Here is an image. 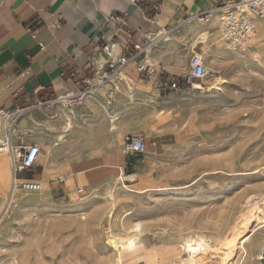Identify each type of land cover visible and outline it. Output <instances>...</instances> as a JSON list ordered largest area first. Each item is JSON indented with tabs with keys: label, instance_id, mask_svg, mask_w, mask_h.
I'll list each match as a JSON object with an SVG mask.
<instances>
[{
	"label": "rangeland",
	"instance_id": "obj_1",
	"mask_svg": "<svg viewBox=\"0 0 264 264\" xmlns=\"http://www.w3.org/2000/svg\"><path fill=\"white\" fill-rule=\"evenodd\" d=\"M260 21L243 51L226 49L217 27L198 35L160 34L151 49L152 61L163 72L155 79L154 98L136 94L124 81H111L74 111H32L37 122L12 137L40 148L35 168L21 175L42 183L43 189L16 191L7 204L9 165L0 154L6 169L0 172V264H115L117 255L121 264H189L185 240L197 235L210 245L203 264H264V204L257 202L264 194V19ZM193 52L203 57L211 75L193 80L195 89L161 87L166 74L188 73ZM167 110L187 124L185 142L131 155L138 162L135 168L98 165L104 146L133 129L153 131L148 127L153 115L169 116L166 130H177ZM100 138L105 143L96 141ZM61 176H66L64 184L53 181ZM123 183L141 192L127 191ZM254 202L259 212L243 219ZM233 229L243 237H235L224 258L223 242ZM126 240L131 243L118 254Z\"/></svg>",
	"mask_w": 264,
	"mask_h": 264
},
{
	"label": "crops",
	"instance_id": "obj_2",
	"mask_svg": "<svg viewBox=\"0 0 264 264\" xmlns=\"http://www.w3.org/2000/svg\"><path fill=\"white\" fill-rule=\"evenodd\" d=\"M217 2L218 0H159L160 9L147 18L141 10L143 2L131 3L129 0H0V109H13L17 105H23L25 97L34 96V90L39 87H44V95H63L73 91V82L66 81L64 75H72L74 80L91 76L93 70L89 68L88 57L93 58L95 65L103 62L99 46L105 41H116L115 52L119 53L121 42L113 37L117 29L124 27L119 21H109V16L120 17L138 39H141L142 32L147 31H185L197 34L206 27L218 28L214 17L209 22L194 19L213 9ZM28 29L34 30V34ZM154 60L155 58L153 62L162 72L158 62ZM121 75L122 81H125L123 85L133 86L136 94H147L153 98L157 96L156 78H143L134 64L126 65ZM103 88L98 92H103ZM78 108L80 107L73 111ZM167 111L173 119L172 124L177 125V130H166L169 116L164 114L151 117L148 127L153 131L148 134L136 129L129 131L130 134L143 138L144 153L159 152L165 144H180L188 137L187 124L182 125L178 114ZM36 114L31 111L23 115L15 124L14 135L17 129H26L36 123ZM2 135L3 120L0 119V137ZM122 139L120 137L109 146H104L97 156L99 166H137V159L122 153ZM96 141L105 143L102 138ZM12 143L22 145L13 137ZM38 159L39 156L37 161ZM0 161L5 159L1 158ZM4 171L6 169L0 167V172ZM23 174L21 177L27 178ZM2 177L0 173V180Z\"/></svg>",
	"mask_w": 264,
	"mask_h": 264
},
{
	"label": "built area",
	"instance_id": "obj_3",
	"mask_svg": "<svg viewBox=\"0 0 264 264\" xmlns=\"http://www.w3.org/2000/svg\"><path fill=\"white\" fill-rule=\"evenodd\" d=\"M131 3H141V10L149 18L151 14L160 9L159 0H129ZM214 17L218 23V31L224 46L228 50L243 51L246 49L255 33L259 21L264 19V0H218L213 9L206 14L194 17L199 22H209ZM109 21H119L124 27L117 29L113 39L121 42L120 52H115L116 41H105L99 46L103 54V62L95 65L92 57H88V65L93 74L74 80L72 75H64L65 80L73 82L74 90L63 95H44V87L34 90V96H27L23 105L13 109H0V119L3 120L4 138L0 142V154L8 159L10 181L9 192L13 191H39L42 183L34 179L22 178L21 173L35 168L40 154L35 144L29 146L14 145L11 139V127L26 113L34 110L61 108L72 111L76 107L85 105L87 98L94 94L98 88L111 82L116 75H121L123 68L134 64L137 72L145 79L150 80L160 75L156 64L151 58V49L157 38L165 32H142L141 39L136 38L135 32L117 16H109ZM31 34L34 30L28 29ZM210 69L202 57L193 53L188 61V73L180 75L168 73L160 80V86L173 91L180 90L184 85L188 89H195L193 80H202L210 76ZM122 153L125 156L139 155L145 152L144 140L141 136L125 134L122 139ZM58 184L66 182V176L55 179ZM82 192V187H77Z\"/></svg>",
	"mask_w": 264,
	"mask_h": 264
},
{
	"label": "bare ground",
	"instance_id": "obj_4",
	"mask_svg": "<svg viewBox=\"0 0 264 264\" xmlns=\"http://www.w3.org/2000/svg\"><path fill=\"white\" fill-rule=\"evenodd\" d=\"M261 22V21H260ZM259 22V23H260ZM262 24V23H261ZM260 25V24H259ZM259 27V26H258ZM262 27V26H261ZM260 27V28H261ZM260 28H259V30H260ZM255 34L256 33H254V35L252 36V38H251V40L254 38V36H255ZM257 35V34H256ZM253 41V40H252ZM155 46V45H154ZM202 59H203V57H202ZM123 79H122V75H116L115 77H113L112 79H111V81L112 82H114V81H117V82H119V81H122ZM125 82V81H124ZM116 84H118V83H116ZM116 86V85H115ZM116 89H119V87L118 86H116ZM70 124V123H69ZM68 125V124H67ZM13 134H14V127L12 128L11 127V137L13 136ZM12 139V138H11ZM0 167H3V166H1L0 165ZM121 171V170H120ZM9 176H10V174H9ZM128 177V179L131 181V180H133V175H129V176H127ZM123 187L127 190V191H132V192H141V190L140 189H131V188H128V186H126L124 183H123ZM42 189H43V184H42ZM42 189L41 190H39V191H42ZM15 192L16 191H13V192H10V195H9V197H8V199H7V204H9V202L11 201V200H13V198L15 197ZM36 192H38V191H36ZM257 202L259 203V202H262L263 204H264V194H261L259 197H257ZM257 202L255 203L254 202V204L256 205L255 206V208H253V209H250V210H248V215H246V216H244V218L243 219H245V218H251L252 217V215H254V214H256V211H258V209H259V205L257 204ZM259 212V211H258ZM264 212V211H263ZM246 213V214H247ZM259 215V214H258ZM264 215V214H263ZM264 217V216H263ZM259 218V217H258ZM245 220H247V219H245ZM245 220H243L244 222H242V224L244 223V224H247V223H245L246 221ZM249 221V220H248ZM244 226V225H243ZM248 226V225H247ZM237 229V228H236ZM131 230V229H130ZM242 230V229H241ZM235 231V229H233L232 231H231V233H229L227 236H225V239H224V242H223V252H221L222 253V255L224 256V258L225 257H227L228 256V254H229V251H230V249H231V247H233V245H234V243H235V237L237 236V237H241L242 235H240L239 236V231H238V233H235L234 232ZM132 232H133V234H135V232L132 230ZM137 233V232H136ZM136 236V235H135ZM243 237V236H242ZM111 240V239H110ZM245 240H247V238H242V241H240V243H241V245L243 246V244H244V242H245ZM130 241V240H129ZM211 241V240H210ZM217 242H219V241H217ZM129 243H131V242H128L127 240L126 241H123V242H121L120 243V245H119V247H118V249H117V253L119 254L121 251H123L124 249H126L127 247H128V245H129ZM110 244H111V247H115V242L113 241V240H111L110 241ZM185 244H186V246H185V250L188 252V254H189V256H188V258H187V262L189 261L190 263L189 264H201L202 262H203V260H204V252L207 250V251H210V250H208V249H210V245H209V243H208V241H207V239L206 238H204L203 236H200V235H197V236H194V238H188V239H186L185 240ZM212 244V243H211ZM215 244H217V243H215ZM221 244H222V242H221ZM217 246V245H216ZM215 246V247H216ZM212 247V246H211ZM214 247V246H213ZM218 247H219V245H218ZM217 247V250L221 247H219L218 248ZM242 249H244V248H242ZM216 251V250H215ZM244 251V250H243ZM115 264H121V260L118 258V255H117V259H116V262H115ZM203 264V263H202Z\"/></svg>",
	"mask_w": 264,
	"mask_h": 264
}]
</instances>
